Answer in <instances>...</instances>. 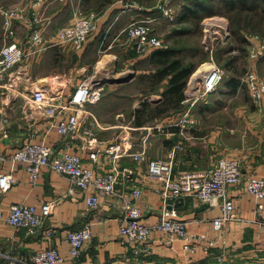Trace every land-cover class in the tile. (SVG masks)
<instances>
[{"label": "crops", "instance_id": "obj_1", "mask_svg": "<svg viewBox=\"0 0 264 264\" xmlns=\"http://www.w3.org/2000/svg\"><path fill=\"white\" fill-rule=\"evenodd\" d=\"M5 1L10 4H5ZM158 1L153 3V0H140L138 4L126 7L114 5L117 1L110 0H46L42 14L50 20L44 32L49 40L52 41L57 29L68 22L73 10L96 14L98 26L81 49L76 50L70 44L51 45L10 68L4 76L7 81L4 85L0 84V88L11 87V93L0 95V114L6 119L0 132V157H5L0 158V173L11 169L14 179L7 192H0V209L6 215L8 207L19 202L34 205L38 211L45 202L51 205L44 226L33 234L14 228L6 223L4 217L0 218V264H8L12 258L18 260L19 264H30L32 255L49 245L59 250L66 260L65 264H264V198L261 200L263 210L257 213L256 200L246 191L243 182L227 188V196L233 202V213L237 219L226 222L221 230L212 227V219L220 214L219 207L209 208L192 196L184 197L183 202L175 206L178 219L186 222L187 231L203 234L206 240L214 241L213 246L204 248L201 245L194 253L185 254L182 241L169 246L160 232L152 231L149 236L151 254L135 259L132 256V245L118 235L121 212L114 198L101 196L99 205L89 208L85 201L87 193L73 186L65 176L43 167L40 176L31 182L24 164H13L8 159L13 150L26 142H42L53 152L66 149L75 152L83 160L87 159L82 133L63 137L53 130H46L51 118L44 113L43 107L32 101L31 91L45 87L55 98L52 104L62 107L74 87L82 81L80 76L89 70L92 73L104 70L111 57L121 62L120 67L117 63L116 70L136 72L134 69L137 62L160 47L140 53L137 40L128 39L123 29L134 20L150 19L153 33L162 40L161 47H166L159 33V24L165 20L172 23L170 21L173 19L162 17L157 8ZM1 2L4 7H10L22 5L24 0ZM183 3L180 0L179 8H174L175 17ZM14 29L18 39L26 35L27 29L23 23L14 22ZM102 45L103 49H97ZM97 51L101 54L98 55ZM121 53L125 54L122 61L119 59ZM46 61L50 64L49 68L44 65ZM248 61L245 73L250 70L258 73L255 65L257 61L254 65L250 59ZM161 90L162 87L154 91L148 88L142 101L158 103ZM96 103H89L92 107L86 104L77 109L81 130L89 128L102 145L114 143L120 151L125 152L117 159L116 165L123 176L116 187L125 193L132 188L140 189L141 196L137 202L142 212L141 221L146 224L156 223L162 209L159 194L161 184L147 176V161L150 159L170 160L173 175H176L179 172L207 170L221 157H237L243 175L255 174L264 178V119L256 108L248 109V120L243 125H234L223 116L207 114L190 115L194 123H184L182 126V115L189 109L184 92L181 110L151 119L155 120L154 124L144 127L143 124L136 125L135 121L131 126L124 125L117 118L119 114L114 122L102 121L97 114ZM71 112L69 107L61 111L62 114ZM221 122L224 124L221 125ZM145 138V159L134 160L131 154L138 152ZM100 156L97 171L109 170L110 159ZM86 222L91 223V237L82 247L80 255L72 259L68 254L66 233ZM46 228L53 230L50 240L45 238Z\"/></svg>", "mask_w": 264, "mask_h": 264}, {"label": "built area", "instance_id": "obj_2", "mask_svg": "<svg viewBox=\"0 0 264 264\" xmlns=\"http://www.w3.org/2000/svg\"><path fill=\"white\" fill-rule=\"evenodd\" d=\"M64 0H50V2ZM169 0H159L157 8L162 17L173 19L175 12L168 5ZM46 0H24L22 5L4 7L0 0V15L2 16L3 44L0 48V81L4 79L7 71L17 63L33 56L51 45L70 44L74 49H81L92 36L98 26V18L94 13H82L73 10L68 22L57 29L53 40L45 36L46 25L50 20L42 14ZM14 22L23 23L26 26V35L17 38ZM150 19H139L130 22L124 29L128 39L137 40L138 51L146 53L151 48L161 47L162 40L153 33ZM248 56L251 62H256L264 57V32L261 34L249 33L247 36ZM221 78L220 70L213 66L201 76V79L186 84L185 95L193 97V102L199 97L211 92ZM243 81L248 89L249 96L264 119V76L254 70L247 71ZM102 88L92 79L82 80L78 83L65 106L58 107L52 104L54 97L45 87H37L31 91L32 101L43 107L44 113L49 115L46 130H53L56 134L67 137L82 133L85 137V149L87 159L69 150L53 152L52 149L42 142H26L16 148L8 156L14 164L22 162L31 182H34L41 174L43 167L49 168L63 176L69 182L87 193L85 197L89 208L99 205V197L115 200L120 209L121 218L118 227V235L123 241L132 245L133 258L146 257L151 254L149 236L152 231L160 232L165 243L172 246L176 241H182V251L185 254L194 253L201 245L204 248L213 246L214 241L206 240L203 234H192L187 231L186 222L178 219L175 202L178 198L192 196L207 207H219L220 214L212 219V227L221 230L224 224L232 219H237L233 213V202L227 196V188L231 185L244 183L247 192L256 200V212L263 210L261 200L264 198V178L255 174L243 175L240 160L237 157H221L215 161L210 168L202 171L179 172L173 175L172 162L163 159H150L147 161V176L156 179L160 184L159 194L162 200V209L159 219L154 224H146L141 221L142 212L138 204L141 191L132 188L125 193L117 190V183L122 177V171L116 165L117 159L125 153L119 147L110 143L102 145L94 132L89 128H83L77 109L89 103L100 100ZM191 102V104H193ZM65 107L72 109L71 113L62 114ZM54 115L60 118L52 117ZM181 124H193L188 110L182 115ZM55 118V119H54ZM6 123V119L0 114V132ZM149 129V128H148ZM146 138L138 152L132 153L134 160L145 159ZM100 155L110 159L111 168L104 172H98ZM5 158V157H0ZM14 179L12 170L0 173V192H7ZM51 205L45 202L38 211L34 205L25 202L12 204L6 210L0 209V218L4 217L8 225L23 229L28 234H33L42 229L49 215ZM262 224V223H260ZM44 235L47 240L53 236V230L46 228ZM91 237V223L86 222L81 227L69 230L65 240L68 243V254L72 259L80 255L84 244ZM222 260V258H219ZM66 260L59 250L49 245L38 250L31 257L30 264H65ZM8 264H19L18 260L12 258Z\"/></svg>", "mask_w": 264, "mask_h": 264}, {"label": "rangeland", "instance_id": "obj_3", "mask_svg": "<svg viewBox=\"0 0 264 264\" xmlns=\"http://www.w3.org/2000/svg\"><path fill=\"white\" fill-rule=\"evenodd\" d=\"M110 1H117L114 3V5L117 6L125 5L126 7H129L133 3L138 4L140 0ZM179 1L180 0H169L168 5L173 11H176L174 8H179L177 7L179 6ZM183 1L184 3L187 2V0ZM154 2H156V0H153V3ZM5 4L10 3H6L5 1ZM209 4V10L211 11H225L220 4ZM262 6L264 7V3ZM246 14L247 13L241 15L242 18L245 19L244 21H250L247 20ZM175 18L176 17L174 16L173 21L170 22L174 23ZM261 21V18H256L255 20L250 21L249 24L256 28L242 29V32L240 31L239 33L230 27L231 21L229 17L223 14L205 16L198 23L191 21L180 25H173L165 20V22L159 24V33H161L160 36L164 43L167 46L184 48L182 55L186 59V62H191L196 65L195 70L188 77L187 82L192 76L193 80L201 79L204 71L197 75H195V73L201 65L206 63L212 64L221 72V78L214 90L199 97L194 102L193 97L190 98V96H188L189 109L187 110L189 115L199 116L209 114L223 116L224 118H229L230 123H234V125H243V122L249 115L247 112L248 109L253 110L255 108V106L253 107L252 105L253 102L249 96L248 89L242 80L249 63V42L247 41L246 36L248 33H263L264 28L261 27V23H263ZM168 32L170 33L168 34ZM245 34L247 35L245 36ZM2 44L3 29L1 28L0 17V48ZM103 48L104 45L97 49ZM44 50L45 49L38 53H41ZM97 54L100 55L101 52L97 51ZM124 57V53L119 54V59H121V61ZM118 61L117 58L111 57L104 70L98 71L97 73L94 71L92 73L91 70H89L87 73L81 75L80 79L86 80L93 76L92 80L101 86L102 95L96 104H98L97 114L101 116L102 121H107L109 123L114 122L116 116L119 114V117L117 118L122 120L124 125L131 126L133 125V121H135V118L133 117L134 110L140 106L142 99H145L143 96L148 92L147 90L150 87L149 82L141 76V73L148 69V67L145 63L138 62L134 69L136 72L130 73L129 70L118 71L116 70V65L117 63L119 64V67L121 65V62L119 63ZM252 63L254 65L255 62ZM44 65L48 68L50 67V64H48L47 61ZM255 65L258 73L264 75V57L258 60ZM131 74H133V76H131ZM227 80H229V84H231L229 87L225 85ZM5 81L7 80L4 79L0 81V84L4 85ZM2 87L0 88L1 96H3L2 94L11 93V87L8 89ZM191 102H193V104H191ZM91 105L92 104H87L86 106L92 107ZM222 120L224 121V119ZM154 121L155 120L147 121L143 123V125L144 127L152 126ZM222 124L224 123L221 122V125Z\"/></svg>", "mask_w": 264, "mask_h": 264}, {"label": "trees", "instance_id": "obj_4", "mask_svg": "<svg viewBox=\"0 0 264 264\" xmlns=\"http://www.w3.org/2000/svg\"><path fill=\"white\" fill-rule=\"evenodd\" d=\"M209 3L220 4L225 11H211ZM263 3L264 0H187L180 6L174 23L179 25L191 21L198 23L205 16L223 14L229 17L230 27L237 33L242 29L256 28L249 24L256 18H261L263 23L260 26L264 28ZM244 13H247V20L250 21H244L245 19L241 16ZM183 49L172 46L160 47L151 51L145 59L138 61L145 63L148 67L141 73V76L149 82V90L154 91L161 87L162 90L160 91L161 100L158 103L151 104L143 100L140 106L135 109L136 125L140 126L151 119L164 116L170 111H179L183 108L181 101L184 99L187 79L196 67L194 63L186 62L182 55ZM229 83L227 80L225 85L229 87L231 85Z\"/></svg>", "mask_w": 264, "mask_h": 264}, {"label": "bare ground", "instance_id": "obj_5", "mask_svg": "<svg viewBox=\"0 0 264 264\" xmlns=\"http://www.w3.org/2000/svg\"><path fill=\"white\" fill-rule=\"evenodd\" d=\"M212 67H213V65L210 64V63L203 64V65H201V67L196 71L195 75H197V74H199V73H201V72L204 71L203 74H202V76H204V73H205L206 71L210 70ZM192 81H193V76H192Z\"/></svg>", "mask_w": 264, "mask_h": 264}, {"label": "water", "instance_id": "obj_6", "mask_svg": "<svg viewBox=\"0 0 264 264\" xmlns=\"http://www.w3.org/2000/svg\"><path fill=\"white\" fill-rule=\"evenodd\" d=\"M183 202V198H178L175 202V206H177L178 204H181Z\"/></svg>", "mask_w": 264, "mask_h": 264}]
</instances>
